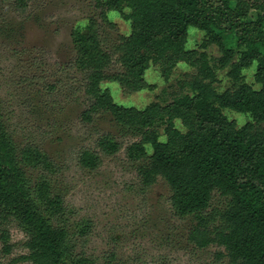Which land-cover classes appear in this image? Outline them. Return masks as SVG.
<instances>
[{
  "label": "trees",
  "instance_id": "obj_1",
  "mask_svg": "<svg viewBox=\"0 0 264 264\" xmlns=\"http://www.w3.org/2000/svg\"><path fill=\"white\" fill-rule=\"evenodd\" d=\"M24 13L28 0H1ZM98 12L70 34L75 53L70 67L82 77L86 107L81 119L110 114L134 141L123 148L111 135L101 136L97 150H82L81 167L95 170L100 155L124 150L138 167L145 187L162 178L171 192L169 204L175 215L192 216L194 225L187 241L197 249L211 245L223 249L217 258L226 264H264V0H91ZM125 10H128L126 13ZM117 11L130 23V32L120 36L109 50L104 47L102 25L107 12ZM251 11L255 17L250 18ZM203 33L197 49H185L188 29ZM230 36L235 46H226ZM215 45L214 61L205 50ZM178 63L196 70L189 81L190 94L171 101L150 102L143 109L113 102L101 83L111 81L128 93L153 85L145 72L157 68L167 81ZM256 63L252 85L242 72ZM117 67L115 70H111ZM227 70L231 88L216 92V70ZM248 114L251 121L237 127L223 110ZM179 120L184 131L174 122ZM162 128L164 141L157 129ZM151 148L148 155L146 147ZM42 169L33 188L24 167ZM56 166L39 149L18 151L8 134L0 106V225L15 223L26 235L28 264H87L67 246L65 208L53 193L50 175ZM227 200L222 211L209 210L213 195ZM218 221V222H217ZM2 250L9 254L8 235L1 232Z\"/></svg>",
  "mask_w": 264,
  "mask_h": 264
},
{
  "label": "rangeland",
  "instance_id": "obj_2",
  "mask_svg": "<svg viewBox=\"0 0 264 264\" xmlns=\"http://www.w3.org/2000/svg\"><path fill=\"white\" fill-rule=\"evenodd\" d=\"M127 13L128 10H125ZM251 11L250 18L255 17ZM98 12L91 0H28L24 13L11 3L0 0V106L2 122L19 152L33 147L42 151L56 166L51 174L52 192L58 193L65 208L68 229L67 246L87 264H226L223 249L211 245L197 249L187 241L194 225L192 216L175 215L169 204L171 192L158 177L145 187L138 167L146 163L130 162L123 149L113 156L100 155L95 170L80 166L79 153L96 152L97 140L111 135L125 148L135 139L130 131L116 124L110 114L95 116L90 122L81 119L86 107L82 77L70 67L75 57L70 34ZM102 25L104 47L112 48L120 36L130 32V23L117 11L107 12ZM203 33L188 29L185 49H197ZM226 46H235L230 36ZM211 61L219 57L215 45L205 50ZM256 63L242 72L245 83L253 82ZM113 67L111 70H115ZM227 68L216 70L214 89L220 93L231 88ZM196 70L178 63L164 81L157 68L144 74L153 89L128 93L111 81L101 83L114 103L143 109L150 102L165 103L174 97L190 94L189 81ZM223 114L237 127L251 121L248 114L224 109ZM175 127L184 131L179 120ZM164 141L162 128L157 129ZM147 154L151 148L146 147ZM30 187L40 179L42 169L24 167ZM227 200L213 195L209 210L222 211ZM218 222V221H217ZM8 235L9 254L2 250L0 264H28L18 259L25 254V233L13 222L0 225Z\"/></svg>",
  "mask_w": 264,
  "mask_h": 264
}]
</instances>
